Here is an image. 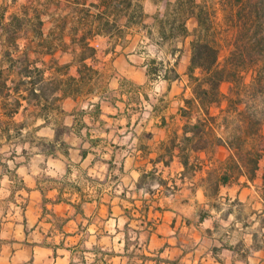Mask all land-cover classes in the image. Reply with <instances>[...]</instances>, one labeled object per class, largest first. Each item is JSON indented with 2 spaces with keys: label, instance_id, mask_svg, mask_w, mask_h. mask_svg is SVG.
I'll return each mask as SVG.
<instances>
[{
  "label": "crops",
  "instance_id": "crops-1",
  "mask_svg": "<svg viewBox=\"0 0 264 264\" xmlns=\"http://www.w3.org/2000/svg\"><path fill=\"white\" fill-rule=\"evenodd\" d=\"M25 1L0 0V198L20 215L0 264H264V128H233L225 82L196 98L195 20L177 31L176 0L142 31L113 0ZM154 167L172 194L140 181Z\"/></svg>",
  "mask_w": 264,
  "mask_h": 264
},
{
  "label": "trees",
  "instance_id": "trees-1",
  "mask_svg": "<svg viewBox=\"0 0 264 264\" xmlns=\"http://www.w3.org/2000/svg\"><path fill=\"white\" fill-rule=\"evenodd\" d=\"M232 26L236 27V35L234 39V49L225 59L223 64L218 62V46L216 40V32L212 22L214 14L213 8L208 4V0H176L177 18L179 22L176 26L177 31L183 34L189 33L186 27V20L192 18L196 22V26L190 32V62L188 65V73L190 78L195 80L194 94L198 98L202 107L208 111V107L219 102L221 93L220 84L223 81H232L237 73L236 67L242 65L244 54L250 56L252 52H264V0H217ZM118 5L122 7V11L136 6L132 4V0H119ZM130 21L139 15L137 7L130 11ZM137 12V13H136ZM173 29V24L171 26ZM173 31V30H171ZM195 69H198L200 76H194ZM264 66L258 70V77L261 78ZM182 112H185L182 109ZM254 126H250L253 129ZM195 132L199 131V127L193 125ZM62 130H57L55 139H59ZM259 153L255 163H257ZM186 169L194 170V165L187 166V161L182 158ZM256 166V164H255ZM141 182H145V186L150 182L159 183L167 195L172 194L177 189L175 180H164L157 175L156 168L150 169L140 178ZM227 181V177L222 178V183Z\"/></svg>",
  "mask_w": 264,
  "mask_h": 264
},
{
  "label": "rangeland",
  "instance_id": "rangeland-1",
  "mask_svg": "<svg viewBox=\"0 0 264 264\" xmlns=\"http://www.w3.org/2000/svg\"><path fill=\"white\" fill-rule=\"evenodd\" d=\"M43 1V0H42ZM41 0H26L24 5L28 7L31 11L34 4L42 2ZM59 2L57 4L49 2L48 7L52 9V12L62 13L66 12L74 16L75 14H83L84 9L88 10L89 15H93L97 12H100L101 7L97 6V3H90L88 6L83 7L80 5H74L66 2ZM83 2L84 0H77ZM119 2V0H113ZM154 0H132V4H136L137 12H140L137 17L134 18L133 23L135 24L136 31H142L145 29L146 25L150 21H146L147 17L146 12L152 10L150 2ZM164 4L165 0H158ZM90 2H93L91 0ZM104 2V1H103ZM208 4L213 8L214 14L212 16V22L215 29L217 46H218V62L223 64L225 59L230 55L231 51L234 49V39L236 35V27L232 26V23L228 19V14L225 13L224 9L221 7L220 3L217 0H208ZM115 9L116 7L113 6ZM46 8V7H45ZM134 7L130 8V11L135 9ZM117 9V8H116ZM122 7L118 5V12H121ZM136 12V13H137ZM92 19V18H90ZM145 19V20H144ZM76 27L73 17L71 18V29ZM110 27V26H109ZM105 28H108L105 27ZM78 34L80 35L83 27L78 26ZM149 58L152 64L153 72L155 77L163 78L165 76L164 72V63L163 58L160 53H157L152 47L149 48ZM244 60L242 65L236 67L237 73L235 78L232 81H223L226 84H229L226 88L228 96L231 98L232 108H237L240 111L234 117V122H232L233 128L240 130L243 125L246 124V129L250 126L259 127L260 125L264 128V72H262L261 78L258 77V70L264 66V52L256 53L252 52L250 56L244 54ZM264 71V70H263ZM194 74V73H193ZM194 76H200V72L194 74ZM193 82L195 80L192 79ZM196 83V82H195ZM221 85V84H220ZM195 86V85H194ZM220 90V87H219ZM221 97L224 94L221 92ZM220 97V98H221ZM241 131V130H240ZM260 144L264 145V136L259 140ZM4 194V191H0V197ZM8 201H5L4 198H0V249L6 244V241L9 236H12L11 231L15 227V224L19 222L20 215L19 212L14 214V210L8 209ZM14 234V233H13ZM12 238V237H11ZM3 253L0 256L5 255L7 252L3 249Z\"/></svg>",
  "mask_w": 264,
  "mask_h": 264
}]
</instances>
